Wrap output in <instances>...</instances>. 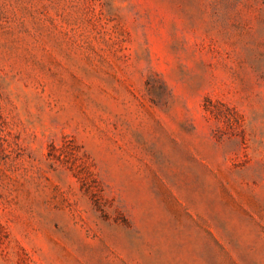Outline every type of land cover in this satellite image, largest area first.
Instances as JSON below:
<instances>
[{"label": "rangeland", "instance_id": "374dc122", "mask_svg": "<svg viewBox=\"0 0 264 264\" xmlns=\"http://www.w3.org/2000/svg\"><path fill=\"white\" fill-rule=\"evenodd\" d=\"M0 264H264V0H0Z\"/></svg>", "mask_w": 264, "mask_h": 264}]
</instances>
